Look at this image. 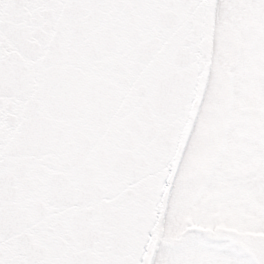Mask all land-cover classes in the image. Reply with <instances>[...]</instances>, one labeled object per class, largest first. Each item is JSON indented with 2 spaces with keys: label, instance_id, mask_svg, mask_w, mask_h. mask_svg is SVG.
I'll use <instances>...</instances> for the list:
<instances>
[{
  "label": "snow or ice",
  "instance_id": "6c2138e0",
  "mask_svg": "<svg viewBox=\"0 0 264 264\" xmlns=\"http://www.w3.org/2000/svg\"><path fill=\"white\" fill-rule=\"evenodd\" d=\"M0 264H264V0H0Z\"/></svg>",
  "mask_w": 264,
  "mask_h": 264
}]
</instances>
